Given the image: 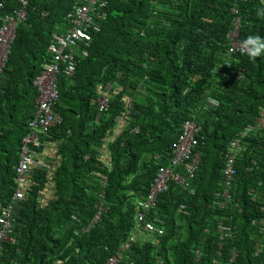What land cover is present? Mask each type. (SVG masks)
<instances>
[{
    "label": "trees",
    "instance_id": "trees-1",
    "mask_svg": "<svg viewBox=\"0 0 264 264\" xmlns=\"http://www.w3.org/2000/svg\"><path fill=\"white\" fill-rule=\"evenodd\" d=\"M107 2L92 14L90 55L78 58L72 78H59L62 122L45 138L58 142L62 161L50 181L49 167L32 165L0 264H107L133 234L139 204L170 164L188 120L202 127L201 169L188 189L172 182L158 198L150 216L165 232L159 245L137 241L119 264H264V56L231 55L228 46L237 16L242 41L264 39V0ZM0 3L3 13L21 6ZM77 4L32 0L0 74L4 206L16 191L23 140L38 108L34 81L51 60L53 34L68 26ZM105 94L110 105L100 116ZM252 127L227 201L222 169L231 141ZM48 184L56 192L47 203ZM102 202L105 212L87 231Z\"/></svg>",
    "mask_w": 264,
    "mask_h": 264
},
{
    "label": "built area",
    "instance_id": "built-area-1",
    "mask_svg": "<svg viewBox=\"0 0 264 264\" xmlns=\"http://www.w3.org/2000/svg\"><path fill=\"white\" fill-rule=\"evenodd\" d=\"M21 6L12 12L3 13L4 5L0 3V74L3 72L6 61L11 53V45L16 38L17 28L20 23L27 19V9L32 0H19ZM245 1V0H243ZM81 5H75L67 16L68 26L61 32H55L52 37V42L49 45V54L51 60L44 64L42 72L34 81L35 86L39 91L38 108L35 112L33 120L30 122V132L24 138L20 163L17 169L16 191L13 198L7 206H0V253L4 249V244L13 242L14 238V223L15 208L21 202L26 200V191L28 183V173L33 164L37 163L43 167L47 165L39 160L41 155L40 150L46 147V138L52 128L58 126L62 122L61 115L56 111V107L60 102V92L58 88L59 78L61 75L72 78L77 70L78 58L88 57L89 50L85 48L91 45L93 36L89 32V27L93 25L92 14L96 6L104 8L107 5V0H80ZM234 13L238 14V9H234ZM104 19V15L99 17ZM241 17L237 16L234 22V29L228 35L229 54L247 53L241 47L242 40L240 39ZM97 31L101 28L96 27ZM111 86H108L110 90ZM131 102V101H130ZM110 96L103 95L99 99L100 116L109 108ZM262 122L260 128L264 127V108L262 109ZM118 125H125L124 117L120 118ZM252 128L248 129L241 135L231 141L223 175L226 180L223 197L225 200H230V190L232 188L233 179L237 174L239 154L244 150V138ZM202 127L193 121H186L184 130L178 141L173 146V157L168 166H161L158 174L151 184L150 191L144 201L139 204V211L136 215V227L134 232L116 255L111 257L107 264H119L122 260V254L127 251L137 241H149L159 245L158 236L164 235V230L156 225V221L151 218V211L156 207L158 198L168 191L170 184H176L188 189L198 175L201 169L202 156L197 151L199 137ZM39 160V161H37ZM107 179H102V186H106ZM224 206V204H223ZM98 213L87 231L98 223L102 214L105 212L104 203L97 206ZM221 232L231 233L228 226L221 225ZM222 245L220 244V247ZM231 261L236 258V253ZM157 264H161L160 261Z\"/></svg>",
    "mask_w": 264,
    "mask_h": 264
},
{
    "label": "crops",
    "instance_id": "crops-1",
    "mask_svg": "<svg viewBox=\"0 0 264 264\" xmlns=\"http://www.w3.org/2000/svg\"><path fill=\"white\" fill-rule=\"evenodd\" d=\"M47 142V145L45 148L42 149L41 155L39 157V160L43 163L47 164V167L51 169V173H49L48 181L52 179V176L55 174L56 169L59 167V162L61 160V156L59 155V145L58 142ZM55 189L56 186L54 184H48L44 189V199L45 202L55 199ZM48 203V202H47Z\"/></svg>",
    "mask_w": 264,
    "mask_h": 264
},
{
    "label": "clouds",
    "instance_id": "clouds-1",
    "mask_svg": "<svg viewBox=\"0 0 264 264\" xmlns=\"http://www.w3.org/2000/svg\"><path fill=\"white\" fill-rule=\"evenodd\" d=\"M241 47L247 51V54H248V56H249L250 59H253L254 60L257 57L264 56V39L260 38L259 36H248L245 40H243V42L241 44ZM224 168H225V166L223 167V169ZM223 169H222V175H223ZM235 178H236V176L233 179L232 188L230 190V196H231V198H230V200H227V201H231V199H233V197H232V190H233V187H234ZM223 179H224V184H223V189H222V191H223L222 192V195L224 193V187H225V184H226V180H225L224 175H223ZM15 186H17L16 185V181H15ZM12 198H13V196H12ZM12 198H11V200H12ZM10 201L8 202V204L10 203ZM223 204L224 203H221V207H224ZM0 206H4V205L3 204H0ZM263 211H264V209H263ZM262 223H264V219L262 220ZM263 228H264V226H263Z\"/></svg>",
    "mask_w": 264,
    "mask_h": 264
}]
</instances>
